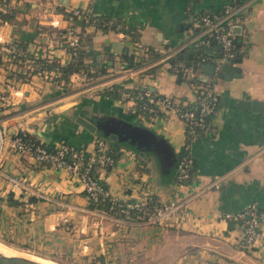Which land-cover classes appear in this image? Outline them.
Masks as SVG:
<instances>
[{
	"label": "crops",
	"instance_id": "1",
	"mask_svg": "<svg viewBox=\"0 0 264 264\" xmlns=\"http://www.w3.org/2000/svg\"><path fill=\"white\" fill-rule=\"evenodd\" d=\"M228 1L15 0V19L0 25L1 37L27 39L32 53L68 63L73 55L67 31L76 25L81 49L90 52L87 61L96 60L92 69L98 74L75 72L67 84L55 83L45 73L15 81L8 75L17 66L0 59V125L5 135L0 151L2 244L75 264H264V224L250 246L243 228L231 229L222 218L223 212L252 202L264 205V108L237 105L240 98L264 101V0H250L243 7L250 39L243 61L236 63L243 75L217 79V133L202 135L193 145L197 172L191 183L174 180L178 154L185 146L183 120L174 111L153 117L138 108L131 94L149 87L158 94L193 100L197 85L176 74L171 59L193 35L197 11L218 10ZM75 7L121 19L138 29L137 38L149 49H164V55L177 51L169 62L158 58L129 66L121 53L126 46L131 50L134 39L122 29L93 24L81 32V25L64 13ZM115 83L127 89L122 99L101 93ZM78 116L95 123L97 130L86 128ZM20 130L48 143L68 142L92 155L99 135L111 137L122 143L121 155L110 169L98 166L97 171L113 196L129 200L151 193L160 203L185 200L192 214L180 213L157 224L93 208L78 175L12 148L11 139Z\"/></svg>",
	"mask_w": 264,
	"mask_h": 264
},
{
	"label": "built area",
	"instance_id": "2",
	"mask_svg": "<svg viewBox=\"0 0 264 264\" xmlns=\"http://www.w3.org/2000/svg\"><path fill=\"white\" fill-rule=\"evenodd\" d=\"M249 1L229 0L220 10L202 9L195 14L193 35L180 45L179 49L192 46L194 49L199 50L196 55L199 63L198 68L203 67L206 63H213L215 72L214 74H208L209 78L207 80L194 81L197 88L193 100H183L168 94L157 95L149 87H144V89L137 92V96L141 98L140 100L136 99L139 109L153 117H157L162 112L174 111L184 122L186 139L182 152L185 150H188V152L178 163L177 184L189 183L186 181L189 177L190 167L196 160L192 148L200 138V134L215 130L213 116L221 102V96L216 89V82L220 77L218 73L222 70L224 64H236L235 59L244 55L249 48V29L243 16V7ZM15 9V0H0V12L12 14ZM73 14L82 18L89 15L79 7L73 8ZM9 22L11 21L0 18V25ZM237 26L241 27L239 32L236 30ZM66 42L72 48V55L77 56L78 49L82 46V35L76 25L68 29ZM131 50L136 54L138 52L148 54L149 47L142 41L134 39ZM176 51L167 52L160 57V61L169 62L172 54ZM0 57L16 66V60L21 59V57H25V62L29 65L34 63L33 58L28 55V50L19 46L15 39L1 36ZM172 64H174L172 69L176 74L181 73L182 77L192 79L189 77L193 71L191 65L186 64L183 60L179 63L175 61ZM3 98L4 94L0 90V100ZM4 138V131L0 125V151ZM98 145L104 152L99 155H96V153L91 155L90 162L97 160L101 165L104 163L114 165V158L106 152L108 142L100 139ZM11 146L19 153L29 154L37 162L54 164L75 173L79 176L83 189L89 198L97 200L100 197H111L113 202L111 207L117 204V197L113 196L110 189L106 188L92 175L90 166L82 167V161L86 156L84 149L73 147L65 142L59 143L55 149H48L41 143L25 139L19 134L12 137ZM10 178L17 181L14 177ZM153 200V194L148 193L136 198L132 203H127L126 206H121L118 212L129 215V208H136L141 211L140 220L157 224L168 222L180 213L186 217L192 214L191 209L186 206L185 200L176 198L161 202L153 212H150ZM222 218L227 221H239L242 224L245 242L251 246L257 242L261 235V228L264 224V208H260L258 203L252 202L243 209L223 212Z\"/></svg>",
	"mask_w": 264,
	"mask_h": 264
},
{
	"label": "trees",
	"instance_id": "3",
	"mask_svg": "<svg viewBox=\"0 0 264 264\" xmlns=\"http://www.w3.org/2000/svg\"><path fill=\"white\" fill-rule=\"evenodd\" d=\"M218 10H220V9H218ZM64 13L67 16H69L73 21H75L76 24L81 25V32L85 29L86 24H93V25L101 26L102 29H104V30L105 29H112V28L113 29H122L128 35H130L132 39H137V37L139 35L138 29H135L132 26H126L125 22L122 21L121 19H118V18H114V17L107 16V15H99V14H96L94 12H91L89 15L82 18V17H77L76 15H74L73 9L65 10ZM15 15H16V9H15L14 13H12V14L0 12V18L2 20L13 21L15 19ZM89 38H90L89 36H85V40L90 41ZM15 40L19 46H21L25 50H28V55L31 58H33L34 63H31L29 65V63L25 62V60H26L25 57H21V59H17L16 60L17 67H15V69L11 70L9 72V75H8L12 80H15V81L23 80L24 81V80H28L35 73H41V74L47 73L48 77H50V79L53 82L60 83L61 81L64 80L65 84H67L71 80L72 74L75 72H85L88 76L98 74V70L92 69L96 63V60L95 59H92L90 61L86 60V58L90 57V52L85 48L81 49V47H80L78 49V55L77 56L73 55L72 59L68 63H62L56 56L47 55V56L42 57V56H38V55L32 53L31 51H29V49L27 48L29 41L27 39H20L19 38V39H15ZM68 48L70 51H72V48L70 46H68ZM183 50H185L186 52H192L195 59H196V55L199 52V50L194 49L192 46L179 49V51H180L179 53H181ZM164 52H165L164 49H163V51H157L154 48H150L148 51V54L144 53V54L140 55L139 58H137V55L130 50V47L126 46L125 49L123 50V52L121 53V57L123 60L128 61L130 63L129 66H136L137 67L145 61L158 59V58L162 57L164 55L163 54ZM179 62H181V61L180 60L176 61V63H179ZM0 63H1V61H0ZM173 65L174 64L171 65V68ZM156 66H158V65H156ZM156 66H154V67H156ZM154 67H151L148 70L153 69ZM101 70L104 71L103 69H101ZM51 72H53V73H51ZM178 75L180 77H182L181 73ZM182 78H184V77H182ZM190 80L197 81V82L203 81V80H198L195 78H192ZM125 90H127V89L124 88L122 85L115 83L111 86L105 87L103 89V91H101V93L105 96H108V97H111L114 99H122ZM131 92H132L131 93L132 95L136 96L137 100L141 99L139 96H137L138 90H133ZM153 93H155L157 95H161V94L156 93L155 91ZM214 126H215V130L207 131L206 133H201L200 137L202 135H204V136L207 135L210 137L215 136L217 133V126H216V124ZM16 134L22 135L25 139L35 141L37 143H41L42 145L46 146L48 149H55L58 145V144L48 143V142L42 140L40 137H38L34 134H31L30 132H25V131L20 130ZM98 138H99V140L103 139L106 142H108V148L106 149V152L114 158V162L116 163L117 158L121 155L120 146L122 145V143L118 142L116 140H113L111 137H108V136H102V135L100 136L99 135ZM65 143H68V142H65ZM68 144H70V143H68ZM103 152L104 151H102L99 148V145L97 143L95 146L96 155H99ZM187 152H188V150H185L184 152H181L180 154H178V163L182 160L183 156ZM91 155H92L91 152H88V153L86 152V156L84 157V159L82 161V167L89 165L91 168L92 175L99 182H101L106 188H109L108 184L99 176V173L97 171V167L101 166V167H106L107 169H110L113 165L108 164V163H104L101 165L100 162H98L97 160L90 162V156ZM196 165L197 164H196V160H195V162L190 167L189 177H188V180L186 182L191 183L193 181V179L196 175V172H197ZM177 174H178V171L176 168L175 179H174L175 181L177 179ZM153 196H154V200L151 202L150 212H153L156 209V207L160 204V202L157 201V196L155 194H153ZM10 200H11V202H14V203H22L21 201H17V200L12 199V197H10ZM89 200H90V206L93 208L102 209L108 213L115 214L116 216H121V217L129 216L133 219H137V220L141 219V211H139L136 208H132V207L129 208V215H126L125 213H122V212H118V209L121 206H126L127 203L134 202L136 200V198H132L129 200H123V199L117 198V204L114 205V207H111V205L113 203L111 197H105V198L100 197L97 200L90 197ZM258 206L260 208H264V205H261L259 203H258ZM240 209H243V207ZM228 222H229L231 229L236 227V226L241 227V225H242L239 221H236V220H230ZM244 248H246V247H244Z\"/></svg>",
	"mask_w": 264,
	"mask_h": 264
},
{
	"label": "water",
	"instance_id": "4",
	"mask_svg": "<svg viewBox=\"0 0 264 264\" xmlns=\"http://www.w3.org/2000/svg\"><path fill=\"white\" fill-rule=\"evenodd\" d=\"M240 26H237L236 30L239 32ZM177 60H183L186 64L191 65L193 70H197L199 63L197 59L194 58L192 52H186L183 50L177 56L171 59L174 63ZM243 57L239 56L235 59V63H241ZM202 70L205 74H214L215 67L213 63H206L203 65ZM218 75L225 79H232L233 77H240L243 75V69L241 65L234 63H226L223 65L222 70ZM155 89V87H152ZM238 107L241 109H252L254 111H261L264 108V101L258 98H240L237 103ZM77 120L83 124L86 128L91 131L97 130V125L83 116H78ZM115 136V135H114ZM175 167H178V162ZM0 264H42L41 262L31 259L25 255L20 254H5L0 252Z\"/></svg>",
	"mask_w": 264,
	"mask_h": 264
},
{
	"label": "bare ground",
	"instance_id": "5",
	"mask_svg": "<svg viewBox=\"0 0 264 264\" xmlns=\"http://www.w3.org/2000/svg\"><path fill=\"white\" fill-rule=\"evenodd\" d=\"M0 252L1 253H5V254H20V255H25L31 259H35L39 262H41L42 264H60L59 262L53 261V260H48V259H43L40 257L35 256L34 254H28L25 251L22 250H18V249H14V248H10L4 244H2L0 242Z\"/></svg>",
	"mask_w": 264,
	"mask_h": 264
},
{
	"label": "rangeland",
	"instance_id": "6",
	"mask_svg": "<svg viewBox=\"0 0 264 264\" xmlns=\"http://www.w3.org/2000/svg\"><path fill=\"white\" fill-rule=\"evenodd\" d=\"M137 40H141L140 38H137ZM142 41V40H141ZM0 59H1V57H0ZM189 77H191V78H195V79H198V80H207L208 78H209V75L208 74H205L204 72H203V70H202V67H199L197 70H193L192 71V73H191V75L189 76ZM219 79V78H218ZM188 80H189V78H188ZM5 136V135H4ZM170 168H171V170H172V166L170 165ZM173 171L174 170H172V175H173ZM170 175H171V173H169ZM6 243H8V242H6ZM8 244H10V245H12V246H14V247H16V248H18V249H20V250H24V251H26V252H29V253H31V254H35L33 251H30V250H28V249H26V248H23V247H18V246H15V245H13V244H11V243H8ZM8 247H10V248H12L11 246H8ZM15 249V248H14ZM36 255V254H35ZM54 260H56V261H59V262H61V263H64V264H75V263H69V262H66V261H63V260H58V259H55V258H53Z\"/></svg>",
	"mask_w": 264,
	"mask_h": 264
}]
</instances>
